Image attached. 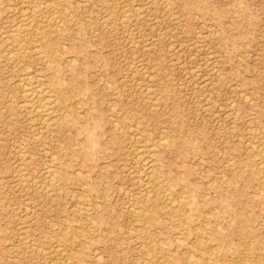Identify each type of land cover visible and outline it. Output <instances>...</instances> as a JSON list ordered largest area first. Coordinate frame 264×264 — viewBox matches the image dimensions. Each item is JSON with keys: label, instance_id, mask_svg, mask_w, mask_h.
<instances>
[{"label": "rangeland", "instance_id": "obj_1", "mask_svg": "<svg viewBox=\"0 0 264 264\" xmlns=\"http://www.w3.org/2000/svg\"><path fill=\"white\" fill-rule=\"evenodd\" d=\"M0 34V264H264V0H0Z\"/></svg>", "mask_w": 264, "mask_h": 264}, {"label": "bare ground", "instance_id": "obj_2", "mask_svg": "<svg viewBox=\"0 0 264 264\" xmlns=\"http://www.w3.org/2000/svg\"><path fill=\"white\" fill-rule=\"evenodd\" d=\"M37 1V0H36ZM153 1V0H152ZM161 1V0H160ZM170 1V0H169ZM32 2H33V0H32ZM46 2V1H45ZM48 2V1H47ZM47 2H46V4H47ZM165 2V1H164ZM40 3V2H39ZM41 3H42V1H41ZM21 4V3H20ZM33 4V3H32ZM156 4H159V2L158 3H156ZM41 5V4H40ZM39 5V6H40ZM43 6H46V5H43ZM142 6V5H141ZM148 6V5H147ZM166 6H167V4H166ZM64 7V6H63ZM128 7V6H127ZM144 7V6H143ZM22 8V7H21ZM33 8H34V10L36 9V7H34L33 6ZM31 9H32V7H31ZM28 10V9H27ZM33 10V9H32ZM132 10H134V9H132ZM137 10V9H136ZM135 10V11H136ZM33 12H35V14H37V12H38V10L36 11H33ZM127 12V11H126ZM129 12V11H128ZM137 12V11H136ZM34 14V15H35ZM45 14V13H44ZM43 14V15H44ZM49 14V13H48ZM142 14V13H141ZM140 14V15H141ZM53 15H54V13H53ZM126 15H127V13H126ZM37 17H38V15H37ZM43 17V16H42ZM122 17V16H121ZM137 17H138V15H137ZM136 17V18H137ZM105 18V17H104ZM123 18V17H122ZM128 18V17H127ZM126 18V19H127ZM135 18V17H134ZM46 19V18H45ZM50 18H48V20H49ZM124 19V18H123ZM42 20V19H41ZM57 20V19H56ZM55 20V21H56ZM100 20V19H99ZM129 20V19H128ZM46 22H47V20H46ZM41 23V22H40ZM62 24V23H61ZM12 26V25H11ZM16 27V26H15ZM125 27V26H124ZM36 30V29H35ZM13 31L11 30V33H12ZM34 32H36V31H34ZM15 33V32H14ZM19 33V32H18ZM13 34V33H12ZM16 34V33H15ZM15 34H14V36H15ZM1 35V34H0ZM5 38V37H4ZM24 38V37H23ZM5 39H7V38H5ZM44 41V40H43ZM2 42V41H1ZM36 42V41H35ZM8 46V45H7ZM64 46V45H63ZM35 48V47H34ZM62 48V47H61ZM41 50V49H40ZM13 53V52H12ZM11 53L9 52V55H10ZM42 54V53H41ZM8 56V55H7ZM11 56V55H10ZM147 56H149V55H147ZM9 57V56H8ZM51 57V59L54 61V57L51 55L50 56ZM70 58V57H69ZM44 59V58H43ZM50 59V64L52 65L53 64V61ZM72 59V58H71ZM3 63V62H2ZM46 63L47 62H45V66H46ZM23 67V66H22ZM54 67V66H53ZM39 70V69H38ZM152 70V69H151ZM39 73V72H38ZM30 75H32V74H29V76ZM27 76V75H26ZM37 78H40L39 76L37 77ZM37 78H35V79H37ZM33 77H28L27 76V80H25V82H24V88H23V95H24V98H25V101L24 102H26L27 104H29L32 108H33V110H34V116H36V117H38L39 118V120H41L45 125H51L52 124V122H53V120H54V113H55V110H56V98H54V99H52V93L54 92L55 94H58V95H61L62 94V90H63V88H62V85H61V83H60V81L58 80V79H54V81H52L51 82V86H50V88H48L47 87V89L45 88V87H43L42 86V84L41 83H43L42 81H40V82H38V81H36ZM218 81V80H217ZM18 82V81H17ZM19 83H20V81H19ZM105 83H107L106 81H105ZM15 84H16V82H15ZM23 84V83H22ZM35 84V85H34ZM11 85V84H10ZM146 86V85H145ZM141 87V86H140ZM140 87H139V89H140ZM142 88V87H141ZM218 89V88H217ZM147 91V90H146ZM4 92V91H3ZM21 92V93H22ZM51 94H50V93ZM150 96V95H149ZM155 96V95H154ZM147 99V98H146ZM156 99V98H155ZM148 101V100H147ZM151 101V100H150ZM155 101V100H154ZM154 101H151V102H154ZM248 101V100H247ZM251 102V101H250ZM6 103V102H5ZM152 106V105H151ZM150 106V107H151ZM156 108V106H153V108ZM152 108V107H151ZM154 108V109H155ZM111 109V108H110ZM236 112V111H235ZM232 114H235V113H232ZM234 116V115H233ZM110 117H112V116H110ZM239 117V116H238ZM31 118V117H30ZM5 120V119H4ZM31 120V119H30ZM38 120V119H37ZM29 121V120H28ZM40 121V122H41ZM114 123V122H113ZM41 124V123H40ZM39 124V125H40ZM232 124V123H231ZM114 125V124H113ZM48 127V126H47ZM253 128V127H252ZM251 127H250V129H252ZM36 135V134H35ZM34 138H35V136H33ZM162 139V138H161ZM161 139H158V141L160 140L161 141ZM254 139H255V137H254ZM164 140V139H163ZM162 140V142H164ZM80 141V140H79ZM95 141L93 140V139H91L90 140V145H92V146H94L95 145V143H94ZM76 144V143H75ZM160 145V144H159ZM251 145V144H250ZM256 145V144H255ZM75 146V145H74ZM152 146V145H151ZM252 146V145H251ZM141 147V146H140ZM254 146H252V148H253ZM257 147H259V145H257ZM45 150V149H44ZM257 150V149H256ZM46 151V150H45ZM44 152V151H43ZM143 152V151H142ZM46 153H47V151H46ZM156 153V152H155ZM22 154V152H20V155ZM53 154V153H52ZM140 154V153H139ZM142 154H145V152H143ZM17 155H19V154H17ZM141 155V154H140ZM148 155V154H147ZM153 155V154H152ZM23 155H21V157H22ZM54 157V155H51L50 154V157ZM49 157V156H48ZM51 157V158H52ZM55 158V157H54ZM136 159V158H135ZM146 159V158H145ZM148 159V158H147ZM146 159V160H147ZM24 160V159H23ZM28 160V159H27ZM146 160H144V161H146ZM46 161V160H45ZM228 161V160H227ZM226 161V162H227ZM21 162V161H20ZM25 162V161H24ZM143 162V161H142ZM16 163H17V161H16ZM23 163V162H22ZM46 163H48V162H46ZM151 163V162H150ZM149 164V163H148ZM44 165V164H43ZM146 165V164H145ZM144 165V166H145ZM48 167H49V165H48ZM149 167H150V165H149ZM17 168H20L21 169V166L19 167H16V169ZM151 168H153L152 166H151ZM48 169H50V168H48ZM52 169V168H51ZM22 170V169H21ZM41 170V169H40ZM45 170V169H44ZM148 170V169H147ZM153 169H151V171H152ZM232 170V169H231ZM42 171V170H41ZM41 171H39L40 173H41ZM264 171V170H263ZM22 172V171H21ZM43 172V171H42ZM75 172V171H74ZM147 172H149V171H147ZM15 173V172H14ZM24 173V172H23ZM39 173V174H40ZM78 173V172H77ZM150 173H152V172H150ZM149 173V174H150ZM19 174H20V172H19ZM48 174H49V177L52 179V178H56V174L55 173H51L50 171H48ZM76 174V173H75ZM81 174V173H80ZM146 176H148L147 174H145ZM151 175V174H150ZM150 175L148 176V177H150ZM58 176V175H57ZM152 176V175H151ZM23 177V176H22ZM26 177V176H25ZM29 177V176H28ZM42 177H44L43 175H42ZM143 177H145V176H143ZM137 178V177H136ZM36 179V178H35ZM45 179V178H44ZM51 179H49V180H51ZM148 180H149V178H147ZM154 179V178H153ZM32 180V179H31ZM34 180V179H33ZM48 180V179H47ZM140 180V179H139ZM139 182V181H138ZM29 183V182H28ZM51 183V182H50ZM48 184H49V182H48ZM146 184V183H145ZM33 185V184H32ZM40 185H42L41 183H40ZM44 185H46V184H44ZM159 185V184H158ZM54 186V185H53ZM146 186V185H145ZM40 187V186H39ZM46 187V186H45ZM47 187H49V186H47ZM51 187V186H50ZM25 188V187H24ZM46 189V188H45ZM141 189V188H140ZM147 189V188H146ZM157 189V188H156ZM44 190V189H43ZM58 190V189H57ZM56 190V191H57ZM52 191V190H51ZM137 191V190H136ZM261 191V190H260ZM48 192V191H47ZM46 192V193H47ZM141 192H143V191H141ZM149 192V191H148ZM147 192V193H148ZM51 192L49 191L48 192V194H50ZM130 193V192H129ZM150 193V192H149ZM135 194V193H134ZM137 195V194H136ZM148 195V194H147ZM44 196V195H43ZM51 197V196H50ZM85 197V196H84ZM87 197V196H86ZM147 197V196H146ZM52 198V197H51ZM50 198V199H51ZM55 198V197H54ZM49 199V198H48ZM76 204V203H75ZM126 204V203H125ZM79 205V204H78ZM76 206V205H75ZM83 206H85V205H83ZM23 207H25V206H23ZM28 208V207H27ZM85 208H87V206H85ZM129 208H130V206H129ZM24 209V208H23ZM79 209H81L80 207H79ZM137 209V208H136ZM25 210V209H24ZM87 210V209H86ZM135 211H137V210H135ZM82 212V211H81ZM78 213H79V211H78ZM85 215V214H84ZM87 216V215H86ZM85 216V217H86ZM89 217V216H88ZM136 218V217H135ZM92 220V219H91ZM32 221V220H31ZM216 226V225H215ZM23 229V228H22ZM28 229V228H27ZM136 230H137V228H136ZM25 231V230H24ZM130 231V230H129ZM68 232V231H67ZM132 232V231H131ZM72 235V234H71ZM20 236V235H19ZM35 237V236H34ZM134 238V237H133ZM132 238V239H133ZM179 239V238H178ZM177 241H179V240H177ZM34 246V245H33ZM57 246V245H56ZM59 246V245H58ZM54 248V247H53ZM28 249V248H27ZM140 249V248H139ZM44 249H42V251H43ZM64 251V250H63ZM60 253H61V251H60ZM97 256H99L98 254H97ZM189 256H190V253H189ZM188 256V257H189ZM94 258V257H93ZM99 257H97V259H98ZM96 259V260H97ZM188 259V258H187ZM50 262H51V260H50ZM11 264H13V263H11ZM51 264V263H50ZM130 264V263H129Z\"/></svg>", "mask_w": 264, "mask_h": 264}]
</instances>
